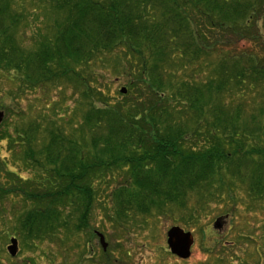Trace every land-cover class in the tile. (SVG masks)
Wrapping results in <instances>:
<instances>
[{"label": "trees", "instance_id": "obj_1", "mask_svg": "<svg viewBox=\"0 0 264 264\" xmlns=\"http://www.w3.org/2000/svg\"><path fill=\"white\" fill-rule=\"evenodd\" d=\"M20 30L31 31L30 48ZM242 41L261 54L238 51ZM109 61L128 78L116 103L97 82ZM0 76L13 86L6 96L32 90L38 99L54 86L61 98L73 87L72 107H83L78 119L65 105L56 120L0 126L9 154L5 163L0 157V201L18 193L35 201L14 227L32 249L37 240H63L59 230L73 222L58 207L64 198L80 212L75 231L92 230V180L107 173L109 200L98 203L120 228L139 213L190 227L238 187L264 196L262 167L244 165L264 154V126L251 124L257 119L243 104L246 89L264 85V0H0ZM109 188L102 183L99 192Z\"/></svg>", "mask_w": 264, "mask_h": 264}, {"label": "rangeland", "instance_id": "obj_2", "mask_svg": "<svg viewBox=\"0 0 264 264\" xmlns=\"http://www.w3.org/2000/svg\"><path fill=\"white\" fill-rule=\"evenodd\" d=\"M26 9L31 11L30 4ZM55 16L53 14L51 19L53 20ZM52 20L51 22H53ZM25 32L20 30L18 39L21 40V44L25 43L30 48L32 33L27 30V35L24 36ZM47 33L48 29L45 28V34ZM237 45L238 51L239 49H250L259 54L262 52V48L253 42L242 41ZM217 58L218 56L213 55L212 58L207 59L208 64H211L212 61L214 63ZM106 67V70L97 71L99 74L98 85L101 87L108 85L110 90L107 89V92L113 97L112 102L122 101L123 95L126 93H122L120 89L126 87L128 78L121 74V68L115 61H109ZM11 87L13 86L6 84L0 76V104L3 105L0 106V110L5 111V118L0 126L6 122L10 123L13 119L16 120L15 124L18 122V128L26 127L27 123H34L35 118L43 119L45 116H50L56 120L57 111L66 107L65 105L73 108L76 119L80 118L82 114V106L72 107L74 106V97H79L73 87L62 91L61 98L59 94H56L58 93L57 87H45V92L38 99L32 90H29L25 96L23 93L15 98L9 94L6 96L5 91ZM104 90H106L105 87ZM64 97L68 99L65 104L64 101L62 102ZM244 97L245 115L255 116L257 122L252 123L251 121V124L263 127L264 85H257L251 90L246 89ZM259 115L262 116L259 117ZM242 122L249 123L250 120L247 118ZM9 131H12V138L20 134L16 129L13 131V128ZM69 132L70 128L67 133ZM42 136L41 132L39 134L41 140ZM249 156L250 158L245 159L247 161L244 165H248L250 168L260 165L264 179V154L255 152ZM0 157H4V163L9 158L4 140L0 141ZM254 163L255 165H253ZM12 169L16 171L14 167ZM23 174L26 175V173ZM92 182L96 192L92 199L94 203L90 215V226L92 230H98L105 235L109 244L106 251L102 249L99 237L95 233L94 235L90 233L92 230L88 233L75 231L74 225L80 212L76 208L74 210L73 207H68L65 198L61 205L58 204V207H61L63 216L71 214V211L73 222L66 228L67 230L64 228L59 230L58 235L64 237L63 240L60 238L46 241L45 239L37 240L34 244H38L39 249L30 248L19 233H14V227L17 225V221H20L19 219L34 207L32 203L35 201L18 193L0 201V264H104L106 260L103 252L113 256L111 264H264V196L263 198H253L248 196L245 188L238 187L233 194L225 195L223 201H226V204L219 201L210 202L206 211L199 214V222L191 221L190 227L174 224L171 216L164 217L157 214L143 216L139 213L132 224L120 228L108 219L107 212H104L98 203V201L109 200L108 194L113 186L111 173L103 175L100 179H94ZM105 182L109 183L110 188L99 192L100 185ZM238 186L246 187L247 184L238 183ZM175 214L180 215L179 212ZM5 221H7L6 224ZM172 226H180L192 233L194 243L190 257L183 259L170 252L167 245V232ZM8 233L9 237L6 238ZM11 237H17L19 242V250L15 256L10 255L7 250ZM65 237L67 238L65 239ZM84 244L87 247L90 246L89 244L92 245L95 253L93 258L85 256ZM30 245H33L32 242ZM114 260L116 261L114 262Z\"/></svg>", "mask_w": 264, "mask_h": 264}, {"label": "water", "instance_id": "obj_3", "mask_svg": "<svg viewBox=\"0 0 264 264\" xmlns=\"http://www.w3.org/2000/svg\"><path fill=\"white\" fill-rule=\"evenodd\" d=\"M122 93H127V87H122ZM5 116L4 111L0 110V123ZM218 224V223H217ZM219 226V224H218ZM100 238V243L104 250L107 249L108 243L105 236L101 232H96ZM194 243V237L190 231H185L180 226H172L167 232V244L172 254L177 255L180 258H188L191 255V248ZM9 253L14 256L18 252V240L17 238H11V244L8 246Z\"/></svg>", "mask_w": 264, "mask_h": 264}]
</instances>
